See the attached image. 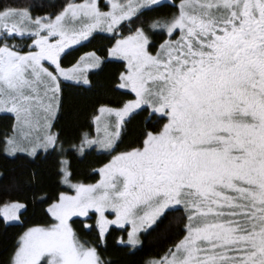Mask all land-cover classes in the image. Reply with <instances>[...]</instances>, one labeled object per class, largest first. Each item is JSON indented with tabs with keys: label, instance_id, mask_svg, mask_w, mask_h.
<instances>
[{
	"label": "snow or ice",
	"instance_id": "1",
	"mask_svg": "<svg viewBox=\"0 0 264 264\" xmlns=\"http://www.w3.org/2000/svg\"><path fill=\"white\" fill-rule=\"evenodd\" d=\"M167 6L0 7V113L14 119L0 151L52 157L51 176L64 188L40 196L51 201L50 219L19 235L9 264H113L74 227L91 229L93 219L102 244L115 225L127 237L117 243L130 249L142 232L174 223L172 242L145 264H264V0H173L175 10L162 14ZM95 32L111 34L106 55L85 52L65 66L69 50ZM106 60L122 62L115 88L125 98L98 108L95 134L55 130L63 86H90L89 73ZM93 152L110 159L86 183L72 161ZM40 176L31 174L43 192ZM27 209L7 202L0 217L23 225Z\"/></svg>",
	"mask_w": 264,
	"mask_h": 264
},
{
	"label": "trees",
	"instance_id": "2",
	"mask_svg": "<svg viewBox=\"0 0 264 264\" xmlns=\"http://www.w3.org/2000/svg\"><path fill=\"white\" fill-rule=\"evenodd\" d=\"M12 0H0V7L11 3ZM17 3H27L29 0H16ZM46 5L55 4L57 7L65 0H43ZM178 3V0H175ZM173 3V2H172ZM161 10L162 14L174 11L170 5ZM47 11L54 9L48 7ZM42 14V13H41ZM125 34L127 31L125 30ZM156 43L161 42L160 36H155ZM113 43L111 35L94 33L86 42L69 50L70 55L64 58V65L70 66L75 63L80 55L85 52L96 51L99 55L105 56L106 49ZM123 65L120 61L106 60L101 69L89 73L91 81L90 86H63V101L56 123L55 130H61L65 136L74 137L80 132L93 133L94 114L101 105L115 107L119 104L124 90H116L118 74L123 71ZM143 117L135 122L136 126H142ZM14 119L11 115H0V140L6 133H10ZM132 139L131 136L125 139L121 145V150L127 147ZM110 157L104 154L93 152L84 158H73V168L79 173L77 179L86 183H93L99 176L93 169L101 167L107 163ZM53 170V158L45 159L43 155L35 160L25 157L24 154H18L16 157L5 155L0 151V206L4 203L19 200L28 204L27 211L23 214L24 224H7L0 217V264H9L16 241L20 234L29 226L45 225L49 221L45 209L47 203L40 199V196L47 194L55 197L58 192L64 190L63 186H58L55 178L51 176ZM36 171L41 174L40 179L43 182V192L40 191L41 185L33 182L31 174ZM179 214H177V217ZM75 219V218H74ZM175 218L170 217V221ZM93 225L91 229L83 228L81 223H76V228L80 238L93 245L98 246L102 256L106 260H111L113 264H145V261L155 257L162 252L175 237L176 226L173 223L171 231L161 229L156 232H144L140 238L142 245L136 249L126 248L119 245L117 241L125 232L121 229L111 228L106 235V240L102 244L99 239L98 230L94 227V219L86 221Z\"/></svg>",
	"mask_w": 264,
	"mask_h": 264
},
{
	"label": "rangeland",
	"instance_id": "3",
	"mask_svg": "<svg viewBox=\"0 0 264 264\" xmlns=\"http://www.w3.org/2000/svg\"><path fill=\"white\" fill-rule=\"evenodd\" d=\"M166 2H168V3H172L173 2V0H163V3H166ZM104 3H105V0H100V4H101V6L103 7V5H104ZM95 33H102V32H95ZM102 34H106V35H111V34H108V33H102ZM84 42H86V41H84ZM84 42H82V43H84ZM78 46V45H77ZM76 47V46H75ZM71 50V49H70ZM116 61V60H115ZM94 71V70H93ZM92 72V71H91ZM3 114H5V115H11V114H8V113H0V115H3ZM98 114V113H97ZM12 116V115H11ZM93 126H94V128H93V134H95V125H94V123H93ZM99 179V178H98ZM93 183H95V182H93ZM71 194V193H70ZM2 218V217H1ZM111 218V217H110ZM3 219V218H2ZM80 219H82V218H80ZM5 222V221H4ZM6 223V222H5ZM14 223H18V222H10V223H7V224H14ZM95 223V222H94ZM111 228H117V229H120V228H118V227H116L115 225H113ZM110 228V229H111ZM122 231H124L123 229H121ZM125 232V231H124ZM142 233H144V232H142ZM141 233V234H142ZM125 234H126V232H125ZM141 234H140V236H141ZM125 239L127 238L126 237V235H125V237H124ZM139 247V246H138Z\"/></svg>",
	"mask_w": 264,
	"mask_h": 264
}]
</instances>
